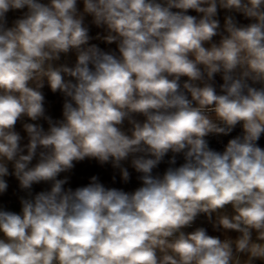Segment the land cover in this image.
<instances>
[{
  "label": "clouds",
  "instance_id": "9594fccd",
  "mask_svg": "<svg viewBox=\"0 0 264 264\" xmlns=\"http://www.w3.org/2000/svg\"><path fill=\"white\" fill-rule=\"evenodd\" d=\"M0 264H264V0H0Z\"/></svg>",
  "mask_w": 264,
  "mask_h": 264
},
{
  "label": "crops",
  "instance_id": "0c3cea01",
  "mask_svg": "<svg viewBox=\"0 0 264 264\" xmlns=\"http://www.w3.org/2000/svg\"><path fill=\"white\" fill-rule=\"evenodd\" d=\"M95 171H98V169L89 168V167L85 166V167H83L81 169L80 175L86 177L87 175H89V174H91L92 172H95ZM104 178L107 179V175L106 174L104 175ZM81 182H83V181H81ZM134 186H135V183H133V185H130L129 187H134Z\"/></svg>",
  "mask_w": 264,
  "mask_h": 264
}]
</instances>
